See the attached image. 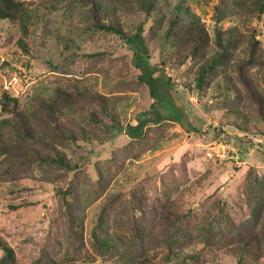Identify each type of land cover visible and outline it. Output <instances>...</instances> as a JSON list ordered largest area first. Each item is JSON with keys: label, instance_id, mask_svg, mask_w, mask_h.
<instances>
[{"label": "rangeland", "instance_id": "obj_1", "mask_svg": "<svg viewBox=\"0 0 264 264\" xmlns=\"http://www.w3.org/2000/svg\"><path fill=\"white\" fill-rule=\"evenodd\" d=\"M188 1L208 24L214 23L213 14L220 0ZM29 2L45 19L48 13L45 4L41 0ZM48 14L47 21L54 32L51 35L43 30V18L30 25L28 34L22 33L18 25L0 19L3 63L0 96L9 89L25 103L40 93L53 97L60 86L86 85L116 100L125 125L136 124L146 116L155 99L153 87L140 80L144 65L154 82V90L171 97L162 83L159 66L161 59L168 56L167 45L165 42L162 45L165 28L144 21L141 14L126 17V28L133 41L138 39L135 35L140 26L144 27L142 36L147 53L141 61L135 56L133 41L114 33L89 32L85 24L74 23L59 8ZM228 21L223 23L228 25ZM261 28L264 42V24ZM169 70L173 80L179 83L176 102H185L187 112L192 111L188 119L191 129L174 121L164 122L145 132L143 138L121 135L113 143L104 130L88 119L83 123L107 138L86 145L85 141H80V145L67 143L66 151L74 161L81 156L90 159L82 169L69 171L57 165L36 163L10 175L4 173L9 158L0 157V235L14 246L18 264H116L109 253L97 248L92 234L98 214L108 202L103 219L105 228H98L100 237L109 236L107 230L114 238L121 231L136 230L140 234L139 244L149 251L153 264H174L165 259L167 246L183 253L202 250L203 258L238 264L223 245L232 238H240L262 218L251 221L248 217L245 188L247 162H252L250 166H255L260 175L264 174V136H245L230 126L221 133V122L227 119V105L243 101L212 97V90L206 94L189 90L183 86L188 80L185 67H169ZM207 99L204 109L201 100ZM162 104L160 108L165 113V100ZM87 108L101 111L95 102ZM101 114L109 120L106 114ZM195 122L205 125L198 124L201 128L196 130ZM214 139L231 144L239 155L243 150L246 161L232 155L224 159L207 157L203 145ZM140 151L141 156L136 158L134 153ZM99 169L108 173L106 187L97 181ZM59 186L71 188L69 196L82 200L84 215L80 219L73 220L63 211L61 193L56 190ZM182 192L185 204L175 209L179 222L172 226L174 238L168 240L161 227V221H165L162 204L174 201ZM88 194H91L89 199ZM218 203L224 206L223 213L218 212ZM207 238L213 242L211 245L207 244Z\"/></svg>", "mask_w": 264, "mask_h": 264}, {"label": "trees", "instance_id": "obj_2", "mask_svg": "<svg viewBox=\"0 0 264 264\" xmlns=\"http://www.w3.org/2000/svg\"><path fill=\"white\" fill-rule=\"evenodd\" d=\"M43 3L48 13L53 9H62L74 23L85 24L89 32L114 33L130 42L133 38L127 31L128 22L125 20L128 15L141 14L144 21L165 28L162 45L164 42L167 45L168 56L161 59L159 66L164 79L162 83L171 97L154 90V82L146 73L144 65L140 80L153 87L155 99L146 110V116L136 124L125 125L116 108V100L90 86H60L53 97L40 93L25 103L5 89L0 96V157H7L10 162L4 173L16 174L36 163L57 165L69 171L82 169L90 159L81 156L80 160L74 161L66 151V145L70 142L80 145V141H85L86 145L108 137L115 143L121 135L140 139L146 135L145 132L172 121L180 123L185 129H191L188 119L192 111L187 112L185 102H176L175 96L179 93L176 85L179 83L173 80L169 67H185L188 80L183 86L189 90L201 94L212 90V97L243 101L242 104L230 102L227 105V119L221 122V133L228 131L227 127L230 126L245 133V136H264V42L260 37L264 24V0H220L213 14V24H208L188 0H41ZM38 10L29 0H0V19L18 25L24 34H28L34 21L39 22L38 18L44 19ZM48 13L43 30L51 35L54 32L47 21ZM224 20H229L230 24L225 25ZM143 29L140 26L135 35L138 39L133 41L135 56L141 61H144L143 54L147 53ZM164 100L165 113L160 108ZM208 100H201L202 108L207 109L204 105L208 104ZM94 102L98 103L101 111L87 108ZM178 107L181 109L177 110ZM78 113L82 116L79 117ZM101 113L106 114L109 120ZM88 119L104 130L107 137L85 125L83 121ZM194 124L196 130L205 125L198 123L201 124L199 127L196 122ZM240 142L243 145L242 139ZM240 151V155L238 151L230 155L246 161L243 150ZM134 156L139 158L141 151L134 153ZM250 164L252 162L246 163L249 166L245 188L248 195L246 212L251 221L262 218L253 227L247 228L240 238H232L223 246L236 257L238 264H264V174L260 175L257 168ZM107 174L100 169L97 171V181L105 187L109 184ZM56 190L61 193L63 211L73 220L80 219L84 215L82 200L69 196L72 194L71 188L59 186ZM183 195L182 192L174 201L162 204L165 221H161V227L168 240H172L176 234L172 231V226L179 222V218H175V209L184 206ZM107 205L109 202L105 210L99 212L92 228L97 248L102 253H109L116 264H153L154 259L149 251L139 244L140 234L136 230L121 231L115 238L110 237V231L107 230L109 236L100 237L98 228H105L103 219ZM218 207V212L225 211L220 203ZM206 242L211 245L212 241L207 238ZM0 247L3 249L0 264H18L14 246L3 235H0ZM165 259L174 264H223L220 260L203 258L202 250L183 253L171 246L165 247Z\"/></svg>", "mask_w": 264, "mask_h": 264}, {"label": "built area", "instance_id": "obj_3", "mask_svg": "<svg viewBox=\"0 0 264 264\" xmlns=\"http://www.w3.org/2000/svg\"><path fill=\"white\" fill-rule=\"evenodd\" d=\"M203 146L206 156L210 158L224 159L227 158L232 152L237 153V149L234 146L219 139L206 142Z\"/></svg>", "mask_w": 264, "mask_h": 264}]
</instances>
